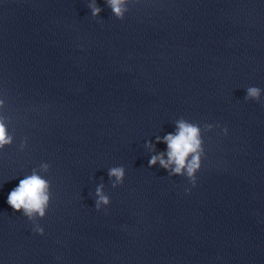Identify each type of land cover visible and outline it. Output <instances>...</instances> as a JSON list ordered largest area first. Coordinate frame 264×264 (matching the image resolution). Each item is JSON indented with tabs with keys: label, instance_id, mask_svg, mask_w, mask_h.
I'll return each instance as SVG.
<instances>
[{
	"label": "clouds",
	"instance_id": "clouds-1",
	"mask_svg": "<svg viewBox=\"0 0 264 264\" xmlns=\"http://www.w3.org/2000/svg\"><path fill=\"white\" fill-rule=\"evenodd\" d=\"M113 14L120 20L124 19V13L128 11L124 5L128 0H107ZM92 9V15L98 16L101 9L95 4L89 5ZM262 89L256 86H251L246 89L245 99L259 101ZM3 101H0V105ZM177 131L175 134L169 133L162 139L156 138V143H164L167 145L165 152H160L152 155L148 161L149 167H154L157 163L168 172L169 176H184L193 185H196V173L201 169L202 157H204L203 140L200 134V126L196 123L189 122L185 119H180L176 122ZM218 126V125H217ZM211 129L213 125H206ZM224 134H227V129H223ZM13 143V137L8 134L3 120H0V149ZM26 144L22 142L21 148ZM146 147L155 151V145L151 141L146 142ZM165 156L167 159H165ZM41 169L48 172L50 165L42 163ZM109 178H115L112 184L116 188L123 184L125 177V169L123 166L112 167L108 170ZM103 184L96 188L97 200L95 208L97 211L110 204V197L103 192ZM51 201V183L49 180L42 178L33 169L32 174L26 176L19 181L17 187L12 189L7 197V203L15 212H20L28 220H33L36 216L43 219L47 213ZM103 207V208H104ZM35 232L43 235L44 229L38 227Z\"/></svg>",
	"mask_w": 264,
	"mask_h": 264
}]
</instances>
